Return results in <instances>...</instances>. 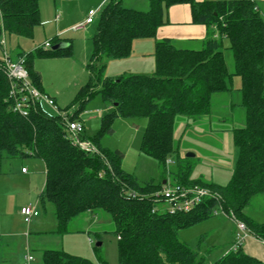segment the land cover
I'll return each mask as SVG.
<instances>
[{
  "label": "trees",
  "instance_id": "trees-1",
  "mask_svg": "<svg viewBox=\"0 0 264 264\" xmlns=\"http://www.w3.org/2000/svg\"><path fill=\"white\" fill-rule=\"evenodd\" d=\"M39 1L0 0V33L31 38L33 28L41 23ZM147 1L148 9L140 11L123 7L121 0H107L99 14L86 65L88 82L81 96L86 101L99 94L111 111L101 119L99 132L91 138L81 134L68 137L59 116L49 117L35 109L24 115L14 112L11 83L0 60V151L9 158L30 156L42 160L45 182L39 204L52 206L55 234H68L69 223L83 213L93 216L104 212L116 236L119 264H203V257L180 242L176 233L216 210L264 241V224L258 226L242 214L253 196L264 195V19L248 0ZM178 4L189 5L193 24L210 29L203 46L197 50L178 49L168 40L155 41L152 75L105 77V63L129 56L134 40L153 38L164 23L163 9ZM215 31L229 42L233 74L227 71ZM51 41L50 47L64 42L56 37ZM33 52L38 56L68 57L71 45L59 50L38 47ZM33 52L17 54L15 60L23 59L30 85L42 92L39 75L31 64ZM232 76L240 78V106L245 121L244 126L232 129L238 157L229 183L214 186L191 181L190 167L180 163L177 170L167 171L165 167L175 151L176 120L209 117L213 95L229 92L227 81ZM115 118L145 119L140 151L161 166L160 182L139 184L121 169L120 152H106L99 147L98 139L111 132ZM83 141L93 145L95 151L80 149L78 142ZM167 177L171 184L207 188L216 200L206 199L187 213L170 215L165 212L166 204L152 197ZM41 258L42 264H94L61 250H44ZM98 260V264H107L100 257ZM212 264H264V260L243 253L239 246Z\"/></svg>",
  "mask_w": 264,
  "mask_h": 264
},
{
  "label": "rangeland",
  "instance_id": "rangeland-1",
  "mask_svg": "<svg viewBox=\"0 0 264 264\" xmlns=\"http://www.w3.org/2000/svg\"><path fill=\"white\" fill-rule=\"evenodd\" d=\"M56 1L60 4L59 7L55 6L53 0L39 1L41 23L33 28L31 38L0 33V42L4 40V45H0V60L3 59V49L15 60L17 54L42 48L44 43L50 44L55 37L67 44L70 43V56H38L33 52L31 64L39 75V88L55 102L62 114L61 118L66 120L72 118L81 126L80 134L91 138L99 132L101 119L111 111L110 105L104 103L99 94L92 95L86 101L81 96V90L88 82L86 65L90 59L92 37L99 14L107 0ZM141 1L143 0H123L122 5L134 10H146L144 4L147 2L143 4ZM89 9L97 10L91 25L74 30L73 27L83 23ZM56 13L60 18L56 23L57 27L53 21ZM43 18L49 22L44 23ZM216 36L222 44L227 71L233 74L234 61L228 50L229 42L225 37H219L218 33ZM139 41L146 42L136 50L131 48L129 56L108 60L105 63V77L115 79L129 74L145 76L153 74L154 48L152 46L149 48V43L153 45V39ZM184 48L199 49V45L189 44ZM239 88L240 78L232 76L231 92L213 97L209 117L201 118L202 122L176 120L173 136L175 151L165 167L167 171L177 170L180 163L182 167H190L188 174L191 181L214 186H225L229 183L238 157L232 129L244 126L245 121L244 109L240 106ZM42 110L49 117L57 116L55 110L45 103ZM145 125L146 121L143 118H115L111 124V132L103 134L98 139V145L106 152H120L121 169L134 176L139 184L147 182L157 184L163 175L161 166L154 158L143 155L140 151ZM66 133L68 137L74 136L69 131ZM186 154L193 156L186 157ZM21 168L27 170V174H21ZM43 171L44 164L39 158L30 156L9 158L0 151V216L9 219L11 230L17 233L9 237L12 240V248L7 261L2 264H23L21 258L25 253L32 259L30 264H42L43 248L62 249L70 254L88 258L94 264H98L99 257L107 264H119L116 236L112 233L111 219L104 212H98L91 217L87 213L79 215L69 223L68 234L63 235L39 236L33 231L34 218L28 225L23 221L19 210L28 205L38 212L35 219L41 222L43 220L45 225L53 220L52 206L48 204L43 210L39 202L35 201L44 183ZM167 182L172 183L170 177H167ZM35 188L38 192H33ZM242 214L252 223L263 225L264 195L253 196L243 207ZM244 234L251 235L247 230H239L232 218L223 216L216 210L210 217L178 230L176 237L191 251L202 256L203 264H212L234 248L244 238ZM244 239L240 243V248L247 254L243 244L249 240ZM252 241L261 245V242H264L258 239ZM97 243H100V246H96ZM262 250L264 253V245Z\"/></svg>",
  "mask_w": 264,
  "mask_h": 264
},
{
  "label": "built area",
  "instance_id": "built-area-1",
  "mask_svg": "<svg viewBox=\"0 0 264 264\" xmlns=\"http://www.w3.org/2000/svg\"><path fill=\"white\" fill-rule=\"evenodd\" d=\"M96 12L97 10L94 9L88 10L84 22L73 27V29L80 30L86 25L91 24ZM0 45H4V40H1ZM42 48L48 49L50 48V44L44 43ZM2 51V61L5 68V74L7 79L11 83L10 96L13 101V111L21 115L26 114L30 109L41 110L42 112H44L42 110V106L43 103H45L55 110V114L57 116L61 117L62 114L59 112V109L55 105V102L30 85L27 77V72L23 65V59H17L13 61L8 57L4 49ZM63 120L65 122L66 131L71 132L72 134H74V136L80 135L81 126L78 123L69 119ZM78 146L84 151H95L93 145L86 141L78 142ZM21 172H25V170L22 169ZM152 197L156 202L162 200L166 204L165 212L170 215L177 213H187L206 199L216 200V195L210 192L207 188L198 186L184 187L181 185L168 183L167 181H165V183L162 184V186L152 194ZM19 212L23 217V221L27 225L33 218L38 216L37 210L31 205L22 207ZM215 212L216 211H214L213 213ZM237 228L241 231L245 230L243 225L240 223H237ZM243 236L244 238H246L248 235L244 234ZM241 241L232 249L238 248ZM262 243L264 245V242ZM25 259L26 261H30L31 257H26Z\"/></svg>",
  "mask_w": 264,
  "mask_h": 264
},
{
  "label": "crops",
  "instance_id": "crops-1",
  "mask_svg": "<svg viewBox=\"0 0 264 264\" xmlns=\"http://www.w3.org/2000/svg\"><path fill=\"white\" fill-rule=\"evenodd\" d=\"M121 1H123V0H121ZM195 1L196 2H203V1L235 2V1H241V0H195ZM248 1H251L252 3H254L255 9L257 10L258 14L264 19V0H248ZM141 2L143 4H144V2H147L144 4V7H146L145 9L147 10L149 7L148 1L143 0ZM53 3L57 7L60 6L58 1H56V2L54 1ZM100 4H102V3L100 2ZM146 10H140V11H146ZM58 19H60V18L56 13L54 15V18H53L55 25L58 22ZM163 20H164V23L157 28V30L155 32V36L152 38L153 39V45H152V43H149V48H150V46H152L154 48L155 41L168 40L171 42V44L175 48H178V49H188V48H184V47L188 46L189 44H195L197 46L199 45V49H200L203 46L204 41L207 39V37L209 35L210 29H208L207 27H205L203 25L193 24L191 22L190 8H189V5H187V4L171 5L167 8H164L163 9ZM43 22L47 23L49 21H48V19L43 18ZM90 25L91 24H89L87 26H90ZM56 27H57V25H56ZM57 33H59V32H57ZM216 33H218V32L215 31V34H214L215 37H217ZM139 40H142V39H136L132 42V44H133L131 46L132 49L136 50V49H138V46L143 45L146 42V41H139ZM190 50H197V49H190ZM133 75H137V74H133ZM263 76H264V60H263ZM108 78H110V77H108ZM232 83L234 85V82H232ZM227 85L231 86V79L229 81H227ZM229 92H231V90ZM214 96L215 95H213V97ZM213 97H212V100H213ZM212 100H211V103H212ZM209 116H210V114H209ZM22 169L23 168H21V170ZM43 173H44L43 182H45V168H44ZM21 174H27V170H25V172H22ZM43 186H44V183L42 185L40 192L36 191V188L33 191V192H35V191L38 192L37 198L35 200L36 202H39V196L42 192ZM30 191H31V188H30ZM41 208L43 210H45L46 206L45 207L41 206ZM88 215H90V214H88ZM90 217H91V215H90ZM34 219H33V221H34L33 231L35 234H38L39 236L58 235V234L54 233V230H55L54 215H53V220H51V222H49L48 225H45L43 220L41 222V220H39V219H35V220ZM13 235H17V233L13 232L11 230V227L9 226V219H7L5 216L4 217L0 216V264L7 261V257L10 253L11 248H12L11 247L12 240L9 237H11ZM245 239L249 240L245 244H243V249L245 250V252L248 255H252L253 257H255L257 259L261 260V258H262V260H264V253L262 250L263 243L261 242L262 243V245H261L260 243L254 242L255 243L254 244L252 240L257 241V239L253 238L250 235H248ZM44 250H54V249L43 248V249H41V253ZM57 250L63 251L62 249H57ZM64 252H66V251H64ZM66 253H68V252H66ZM68 254H70V253H68ZM71 255L79 256V255L73 254V253H71ZM26 257H29L26 253L22 255V258H21L22 263L23 264H30L32 262V259L30 261H26V259H25ZM79 257H81V256H79ZM82 258H84V257H82ZM86 259H88V258H86Z\"/></svg>",
  "mask_w": 264,
  "mask_h": 264
},
{
  "label": "water",
  "instance_id": "water-1",
  "mask_svg": "<svg viewBox=\"0 0 264 264\" xmlns=\"http://www.w3.org/2000/svg\"><path fill=\"white\" fill-rule=\"evenodd\" d=\"M67 46V43L65 42H59L54 44L53 46L50 47L51 50H59V49H63ZM192 154H186V157H192ZM165 181L162 182V184H164ZM96 246H100V243H97Z\"/></svg>",
  "mask_w": 264,
  "mask_h": 264
}]
</instances>
